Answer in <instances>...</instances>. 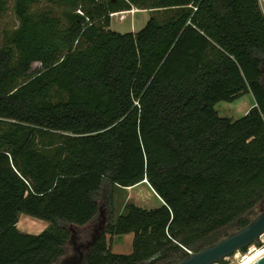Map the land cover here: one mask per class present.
I'll return each mask as SVG.
<instances>
[{"label":"trees","instance_id":"1","mask_svg":"<svg viewBox=\"0 0 264 264\" xmlns=\"http://www.w3.org/2000/svg\"><path fill=\"white\" fill-rule=\"evenodd\" d=\"M132 7L165 18L112 30L110 15ZM8 14L0 264H58L72 238L65 226L92 223L102 195L109 218L85 264H176L252 221L264 203L259 0H0V26ZM247 94L256 106L245 116L219 115L217 104ZM145 180L162 205L127 202L113 218L114 190ZM21 214L51 226L22 233ZM130 234L131 253H113L111 241Z\"/></svg>","mask_w":264,"mask_h":264},{"label":"rangeland","instance_id":"2","mask_svg":"<svg viewBox=\"0 0 264 264\" xmlns=\"http://www.w3.org/2000/svg\"><path fill=\"white\" fill-rule=\"evenodd\" d=\"M261 10L264 14V0H259ZM150 17H155L157 20H164L165 12L163 11H150V10H139L136 7H132L129 11L117 12L110 15L111 24L110 28L120 33H129V32H138L140 31L150 19ZM15 24V20L12 14H8L2 25L0 26L2 29L5 27L13 26ZM40 69L39 64H34L32 67L31 72H36ZM253 97L251 95H245L239 101L234 103H219L216 105V110L222 117H229L234 120L240 119L245 116L247 111L245 110L249 105L253 104ZM127 202H133L139 207H143V209H154L160 206V201L156 198V196L152 193L150 188L147 186H141L135 190H123V189H115L113 193V203L114 208L112 212V217L115 218L118 214H120L124 208V205ZM100 213L96 217V219L90 223L88 226L85 227H76V226H65L70 233L71 239L66 246L67 255L62 258L58 264L62 263L63 261L70 260L72 257L80 258V253L83 254L82 257L85 258L88 252V245L93 240V237L103 227L108 221L109 218V203L108 198L105 195H102V199L100 200ZM264 211V203L256 208L254 212L248 215L250 220L256 218L259 214ZM51 226L50 223L44 222L33 217L21 214L18 217V227L20 232L31 234V235H39L49 229ZM100 226V227H99ZM99 228V229H98ZM240 230L238 226H230L227 229L221 231L219 233V237H216L218 241L226 238L230 234H233ZM264 241V237L262 238ZM132 241L133 235H125L121 238H114L111 241V250L113 253L116 254H124L128 255L132 251ZM262 243L261 240H257L256 242ZM89 242V243H87ZM216 242V243H217ZM255 242V243H256ZM81 244V245H80ZM79 245V246H78ZM87 245V246H86ZM83 246V247H82ZM86 246V247H85ZM77 247L81 249L79 253ZM255 245H251L248 247L246 252H239L231 255L228 259H224L226 264H237L238 261L244 256L248 255L249 252L252 254V249ZM190 252V251H189ZM191 253H195L192 252Z\"/></svg>","mask_w":264,"mask_h":264},{"label":"water","instance_id":"3","mask_svg":"<svg viewBox=\"0 0 264 264\" xmlns=\"http://www.w3.org/2000/svg\"><path fill=\"white\" fill-rule=\"evenodd\" d=\"M262 235H264V211L244 228L198 252H188L189 256L176 264H217L225 258L251 246L259 240ZM77 262V260L75 262L66 260L60 264H76ZM251 264H264V253Z\"/></svg>","mask_w":264,"mask_h":264},{"label":"crops","instance_id":"4","mask_svg":"<svg viewBox=\"0 0 264 264\" xmlns=\"http://www.w3.org/2000/svg\"><path fill=\"white\" fill-rule=\"evenodd\" d=\"M248 95H251V94H248ZM252 96V95H251ZM243 98V97H242ZM242 98H240L239 100H241ZM239 100H237V101H239ZM254 106H256V103H255V101L253 100V104H251V106L249 105L245 110H242V111H247L246 113H248L249 112V110L251 109V108H253ZM141 186H147L148 188H150V190L152 191V193L156 196V198L160 201V206L162 205V203H163V201H162V199L155 193V191L151 188V186L149 185V183L148 182H145V181H143V182H141L140 184H137L136 186H134V187H130V188H127V189H124V190H135V189H137V188H139V187H141ZM143 208V207H142ZM17 227H18V224H17ZM18 229H19V227H18ZM19 231H20V229H19ZM26 234V233H25ZM133 242V241H132Z\"/></svg>","mask_w":264,"mask_h":264},{"label":"built area","instance_id":"5","mask_svg":"<svg viewBox=\"0 0 264 264\" xmlns=\"http://www.w3.org/2000/svg\"><path fill=\"white\" fill-rule=\"evenodd\" d=\"M145 182H147V181L145 180ZM263 237H264V235H262V236L259 238V240L262 241V245H261L260 247H257V246L253 247V249H252V254H253V253H257L258 251H261V250L264 249V241L262 240ZM239 252H240V251H239ZM239 252H237V253H239ZM249 255H251V252H249L248 255H244V256L238 261L237 264H243V263L245 262V260H246V257L249 256ZM229 257H230V256H229ZM229 257L225 258V260L228 259ZM235 257H237L236 254H235Z\"/></svg>","mask_w":264,"mask_h":264},{"label":"bare ground","instance_id":"6","mask_svg":"<svg viewBox=\"0 0 264 264\" xmlns=\"http://www.w3.org/2000/svg\"><path fill=\"white\" fill-rule=\"evenodd\" d=\"M264 253V249L258 251L257 253H253L246 257V260L243 264H251L252 262L256 261L262 254Z\"/></svg>","mask_w":264,"mask_h":264},{"label":"flooded vegetation","instance_id":"7","mask_svg":"<svg viewBox=\"0 0 264 264\" xmlns=\"http://www.w3.org/2000/svg\"><path fill=\"white\" fill-rule=\"evenodd\" d=\"M83 247V246H82ZM89 249V248H88ZM77 250H78V252L80 253L81 252V249L80 248H77ZM81 256H83V254H81L80 253V258H78V257H72V258H70V260L69 261H71V262H75L76 260L78 261L76 264H85V262H84V257H82V259H81Z\"/></svg>","mask_w":264,"mask_h":264}]
</instances>
